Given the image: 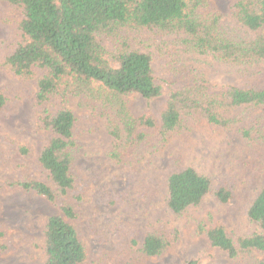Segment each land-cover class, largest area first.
<instances>
[{
  "label": "trees",
  "instance_id": "16d2710c",
  "mask_svg": "<svg viewBox=\"0 0 264 264\" xmlns=\"http://www.w3.org/2000/svg\"><path fill=\"white\" fill-rule=\"evenodd\" d=\"M1 1L23 13L18 23L20 39L1 66L19 80L36 81L40 127L52 134L39 155L50 181L25 179L16 183L44 196L62 212L50 216L45 224L44 264H84L88 259L78 230L68 221L78 217L68 199L76 185L73 169L80 148L75 135L78 117L66 106L71 98H79L81 107L106 118L113 139L108 155L127 165L190 132L195 124L206 121L229 130L254 110L264 108V87L226 85L214 89L199 75L193 76L192 83L170 90L166 107L157 117L135 113L129 101L132 93L146 99L162 94L151 54L136 48L134 35L144 30L173 36L182 51L212 55L240 72L264 63V0H233L238 27L226 26L209 0ZM8 102L0 92V111ZM263 120L264 116H257L240 133L248 141L264 143ZM167 188L166 203L176 215L199 205L211 193L222 203L234 197L229 185L213 189L212 180L190 166L170 173ZM247 215L261 231L233 236L221 225H199L198 234L206 235L211 245L231 260L253 250L264 254V185ZM3 236L0 231V239ZM178 242V231L149 232L141 252L147 257L160 256ZM6 250L0 242V255ZM184 264L200 263L190 259Z\"/></svg>",
  "mask_w": 264,
  "mask_h": 264
},
{
  "label": "rangeland",
  "instance_id": "374dc122",
  "mask_svg": "<svg viewBox=\"0 0 264 264\" xmlns=\"http://www.w3.org/2000/svg\"><path fill=\"white\" fill-rule=\"evenodd\" d=\"M209 1L226 26L238 27L233 0ZM22 18L21 9L0 0V92L9 98L0 111V231L4 232L0 242L7 247L0 264H44L45 224L50 216L62 215L59 206L16 184L25 179L50 181L39 155L52 137L40 127L36 81L19 80L1 66L20 39L18 23ZM134 36L136 48L151 54L154 76L162 86L158 98L129 95L137 114L157 117L166 107L170 90L192 83L194 75L204 76L214 89L226 85L264 87V63L240 72L212 55L182 51L173 36L150 30ZM79 101L74 97L66 105L78 117L75 135L80 143L73 169L76 185L68 199L78 217L68 221L88 250L84 264H184L190 259L200 264H260L264 260V254L256 250L231 260L197 231L199 225H221L233 236L261 231L248 220L247 211L264 185V143L246 140L240 130L257 116H264V108L254 110L229 130L206 121L195 124L190 132L127 165L108 155L113 139L106 118L81 107ZM261 130L264 133V120ZM189 166L207 175L213 189L229 185L233 200L222 203L211 193L199 205L174 214L166 203L167 179L170 173ZM153 231H178L179 242L160 256H144V239Z\"/></svg>",
  "mask_w": 264,
  "mask_h": 264
}]
</instances>
